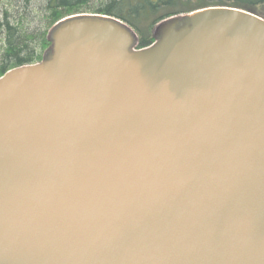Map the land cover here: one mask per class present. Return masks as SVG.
<instances>
[{
  "label": "water",
  "instance_id": "water-1",
  "mask_svg": "<svg viewBox=\"0 0 264 264\" xmlns=\"http://www.w3.org/2000/svg\"><path fill=\"white\" fill-rule=\"evenodd\" d=\"M154 35L73 14L0 76V264H264V17Z\"/></svg>",
  "mask_w": 264,
  "mask_h": 264
},
{
  "label": "trees",
  "instance_id": "trees-1",
  "mask_svg": "<svg viewBox=\"0 0 264 264\" xmlns=\"http://www.w3.org/2000/svg\"><path fill=\"white\" fill-rule=\"evenodd\" d=\"M242 8L264 17V0H0V76L42 61L49 33L61 19L78 13L119 18L138 34V48L151 45L162 21L209 6Z\"/></svg>",
  "mask_w": 264,
  "mask_h": 264
},
{
  "label": "rangeland",
  "instance_id": "rangeland-1",
  "mask_svg": "<svg viewBox=\"0 0 264 264\" xmlns=\"http://www.w3.org/2000/svg\"><path fill=\"white\" fill-rule=\"evenodd\" d=\"M51 49H52V45H51V47H50V51H47V55H48V53H50V52H51ZM47 55H46V56H47Z\"/></svg>",
  "mask_w": 264,
  "mask_h": 264
}]
</instances>
